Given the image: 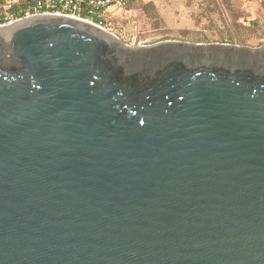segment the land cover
Masks as SVG:
<instances>
[{"label":"water","instance_id":"obj_1","mask_svg":"<svg viewBox=\"0 0 264 264\" xmlns=\"http://www.w3.org/2000/svg\"><path fill=\"white\" fill-rule=\"evenodd\" d=\"M0 264H264V45L0 27Z\"/></svg>","mask_w":264,"mask_h":264},{"label":"rangeland","instance_id":"obj_2","mask_svg":"<svg viewBox=\"0 0 264 264\" xmlns=\"http://www.w3.org/2000/svg\"><path fill=\"white\" fill-rule=\"evenodd\" d=\"M108 29L129 45L162 40L264 45V0H136L108 8Z\"/></svg>","mask_w":264,"mask_h":264},{"label":"built area","instance_id":"obj_3","mask_svg":"<svg viewBox=\"0 0 264 264\" xmlns=\"http://www.w3.org/2000/svg\"><path fill=\"white\" fill-rule=\"evenodd\" d=\"M132 1L0 0V27L13 26L37 17L59 15L85 20L108 29L106 20L109 6L113 3L125 6Z\"/></svg>","mask_w":264,"mask_h":264},{"label":"trees","instance_id":"obj_4","mask_svg":"<svg viewBox=\"0 0 264 264\" xmlns=\"http://www.w3.org/2000/svg\"><path fill=\"white\" fill-rule=\"evenodd\" d=\"M135 1H136V0H135ZM131 3H132V2H131ZM131 3H130V4H131ZM128 5H129V4H128ZM107 23H108V20H106V24H107Z\"/></svg>","mask_w":264,"mask_h":264},{"label":"crops","instance_id":"obj_5","mask_svg":"<svg viewBox=\"0 0 264 264\" xmlns=\"http://www.w3.org/2000/svg\"><path fill=\"white\" fill-rule=\"evenodd\" d=\"M133 1H135V0H133ZM133 1H132V2H133ZM130 3H131V2H130ZM130 3H129V4H130ZM127 5H128V4H127ZM107 19H108V15H107Z\"/></svg>","mask_w":264,"mask_h":264}]
</instances>
